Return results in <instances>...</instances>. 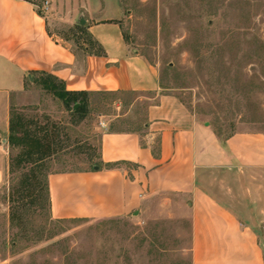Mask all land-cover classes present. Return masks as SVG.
Here are the masks:
<instances>
[{
  "label": "crops",
  "instance_id": "crops-1",
  "mask_svg": "<svg viewBox=\"0 0 264 264\" xmlns=\"http://www.w3.org/2000/svg\"><path fill=\"white\" fill-rule=\"evenodd\" d=\"M77 2L78 23L94 43L81 44L90 53L51 33L35 4L0 0V177L12 102L31 72L53 76L69 92L153 94L130 106L152 102L143 129L102 131V169L49 176L53 219L128 218L159 201L189 221L190 264H264V133L221 141L166 93L159 69L127 43L120 0ZM113 121L101 122L109 128Z\"/></svg>",
  "mask_w": 264,
  "mask_h": 264
},
{
  "label": "rangeland",
  "instance_id": "rangeland-1",
  "mask_svg": "<svg viewBox=\"0 0 264 264\" xmlns=\"http://www.w3.org/2000/svg\"><path fill=\"white\" fill-rule=\"evenodd\" d=\"M120 4L125 40L159 69L166 93L223 137L264 133V0ZM77 7V0H55L43 15L51 33L79 51L78 42L88 43ZM153 96L93 95L80 118L27 81L12 109L32 130L58 128L60 150L46 161L50 176L90 169L100 158L102 131L143 129L152 102L143 99L130 106L139 97ZM111 120L113 127L100 124ZM19 152L9 147L8 165L1 168L0 264H190V225L183 214L156 201L150 210L128 218L55 220L45 192L39 189L35 198L23 189L28 169L11 173Z\"/></svg>",
  "mask_w": 264,
  "mask_h": 264
},
{
  "label": "trees",
  "instance_id": "trees-1",
  "mask_svg": "<svg viewBox=\"0 0 264 264\" xmlns=\"http://www.w3.org/2000/svg\"><path fill=\"white\" fill-rule=\"evenodd\" d=\"M26 1H29L40 8L45 0ZM39 12L41 13L40 10ZM80 30L85 35L86 42L88 44H94L90 34L85 31V28L80 27ZM78 43L79 49L85 51L86 46L82 45L80 42ZM99 51L101 52V48H99ZM85 52L90 53V50ZM29 76L30 77H27L28 82L41 87L45 92L62 101L70 111H73V114L79 116L80 118L85 117L89 105V98L91 96L115 95L112 93L69 92L66 90L63 82L49 74L31 72ZM215 133L223 142L232 136L229 135L223 137L221 133L216 130ZM59 140L60 134L57 127H53L52 129L44 128L42 130H32L30 125L26 124L23 115L19 114L14 109L11 110L10 134L8 142L11 149H19L20 152L17 159L12 160L10 171L14 174L17 169H23L24 167L26 170L28 169L24 179L21 181L23 189L28 191L29 196H33L35 198L37 197L39 189L45 192V198L49 203V208L50 189L49 175L46 174V161L58 154L60 150ZM91 162H93V159H91ZM106 166L112 168L115 167L116 164H109ZM95 167L99 168V170L104 167V164L101 161V154L99 161L93 163L90 166V169L80 170L78 172L93 171ZM13 193L15 194V191H13Z\"/></svg>",
  "mask_w": 264,
  "mask_h": 264
},
{
  "label": "built area",
  "instance_id": "built-area-1",
  "mask_svg": "<svg viewBox=\"0 0 264 264\" xmlns=\"http://www.w3.org/2000/svg\"><path fill=\"white\" fill-rule=\"evenodd\" d=\"M49 1L48 0H45L42 4V9L41 10V13L43 14L44 11L48 10L49 9ZM101 126L106 128V125L103 123V122H100ZM263 229H264V224H263Z\"/></svg>",
  "mask_w": 264,
  "mask_h": 264
},
{
  "label": "water",
  "instance_id": "water-1",
  "mask_svg": "<svg viewBox=\"0 0 264 264\" xmlns=\"http://www.w3.org/2000/svg\"><path fill=\"white\" fill-rule=\"evenodd\" d=\"M85 23H86L85 20H82V21H81V24H82V25H85ZM97 169H98V168L95 167V170H97Z\"/></svg>",
  "mask_w": 264,
  "mask_h": 264
}]
</instances>
